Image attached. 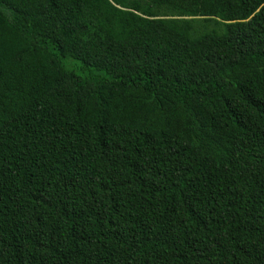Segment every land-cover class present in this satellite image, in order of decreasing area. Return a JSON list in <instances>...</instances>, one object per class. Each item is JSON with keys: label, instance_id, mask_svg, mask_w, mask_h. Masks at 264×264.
Listing matches in <instances>:
<instances>
[{"label": "trees", "instance_id": "16d2710c", "mask_svg": "<svg viewBox=\"0 0 264 264\" xmlns=\"http://www.w3.org/2000/svg\"><path fill=\"white\" fill-rule=\"evenodd\" d=\"M0 264H264V0H0Z\"/></svg>", "mask_w": 264, "mask_h": 264}]
</instances>
